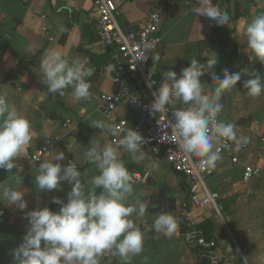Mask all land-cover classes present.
I'll return each mask as SVG.
<instances>
[{"label":"crops","instance_id":"obj_1","mask_svg":"<svg viewBox=\"0 0 264 264\" xmlns=\"http://www.w3.org/2000/svg\"><path fill=\"white\" fill-rule=\"evenodd\" d=\"M115 1L117 20L124 30L141 26L149 11H156L161 17L156 32L159 43L151 54L158 53L160 60L153 63L150 56L146 65L158 81L156 89L164 72L172 70L179 75L193 58L205 63L212 53L218 62L200 78L206 94L211 95L217 83L212 75L222 78L224 69L230 73L245 68L255 70L264 81V65L252 59L243 36L246 24L264 13V0H212L230 16L229 23L222 27L194 14L200 0ZM95 25L93 0H0V94L29 120L32 132L30 144L16 158L18 167L11 172L0 169V182L24 191L27 202L21 211L0 201V264H16L13 250L27 231L28 211L38 207L58 211L60 206L52 203V198L67 201L71 190L67 182H61L60 188L51 192L37 191L35 176L39 164L51 159L54 151L63 152L62 166L76 162L82 182L90 187L98 172L85 160L86 148L93 142L118 147L117 141L128 127L141 118L128 100L120 102L109 116L103 113L100 99L114 90L115 75L124 77L120 70L124 59L114 47L99 40ZM53 50L70 63L87 60L88 66L95 69L87 78L91 84L90 99L74 101L71 89H66L63 97L47 91L39 65L45 54ZM247 79V75H242L236 87L224 92L220 120L233 123L237 137L246 136L250 142L239 151L233 142L238 161L231 162L221 155L216 167L207 173L206 186L217 193L220 208L209 205L192 214L199 225L206 220L211 223L212 254L221 264H245V260L247 264H264V185L260 177L246 181L242 178L246 164L264 169V93L248 97L243 89ZM134 88L142 100L149 99L145 88ZM120 119L128 123L120 136L92 127L93 120L112 124ZM118 151L132 177L134 195L148 206L143 218L135 214L130 217L144 232L143 251L132 258L131 264H206L204 251L185 243L179 225L171 236L158 234L152 228L161 213L172 217L179 213L188 200L187 180L170 168L163 154L142 148L145 158L137 162L123 148L118 147ZM132 202L130 198L129 203ZM100 264L122 261L105 253Z\"/></svg>","mask_w":264,"mask_h":264},{"label":"clouds","instance_id":"obj_2","mask_svg":"<svg viewBox=\"0 0 264 264\" xmlns=\"http://www.w3.org/2000/svg\"><path fill=\"white\" fill-rule=\"evenodd\" d=\"M193 12L218 27L230 21L227 11L213 4L212 0H200V6L194 7ZM243 36L252 59L264 65V13L246 24ZM148 58L141 53L139 60ZM151 60L158 63L160 55H152ZM217 62L212 53V58L205 63L193 58L179 75L172 70L164 72L159 87L152 93L153 101L147 106L152 113H167L175 102L180 103L181 107L172 111L173 121L169 122L174 140L189 158H201L202 167L209 172L222 159L218 144L231 141L239 151L250 142L246 136L237 137L233 123L216 119L223 110L220 101L224 92L232 90L242 75H247L248 79L243 82L245 94L255 98L264 93L261 76L255 70L245 68L234 73L224 69L222 78L212 75L217 83L212 94H206L200 78L208 69L213 70ZM39 70L49 93L63 97L65 90L71 89L74 101L91 98V84L87 78L95 69L88 66L87 60L75 59L70 63L59 51L53 50L40 60ZM155 84V80L148 79L147 87L152 88ZM92 127L106 130L113 136L121 134V129L102 120H93ZM31 140L29 120L0 94V169L11 172L17 168L16 158ZM144 142L141 134L129 128L117 145L139 162L145 158L141 151ZM118 147L93 142L90 148H86L85 160L98 172L87 188L76 162L62 166L63 152L54 151L51 159L39 164L35 176L38 192L59 189L61 182H67L71 190L66 202L58 197L52 198V203L60 206L58 211L38 207L26 213L27 231L13 250L16 264H100L105 253L118 256L122 264H131L132 258L143 251L144 232L130 217L135 214L137 218H143L148 206L134 195L132 177L120 159ZM152 166L156 167L154 162ZM24 195V191L0 182V201H7V205H15L23 211L27 207ZM130 198L134 202L129 203ZM176 227L175 218L167 213H161L152 226L156 233L165 236H171Z\"/></svg>","mask_w":264,"mask_h":264},{"label":"built area","instance_id":"obj_3","mask_svg":"<svg viewBox=\"0 0 264 264\" xmlns=\"http://www.w3.org/2000/svg\"><path fill=\"white\" fill-rule=\"evenodd\" d=\"M93 11L96 14L95 26L99 40L105 46L114 47L124 59V66L120 69L124 77L115 75L112 78L114 90L102 95L100 99L103 113L109 116L120 102L128 100L130 107L136 109L141 115H145L129 127L125 119L113 121L112 125L121 131L126 127L137 131L144 138V149H148L153 154H163L170 168L187 180L188 200L182 204L179 213L173 217L182 230L181 236L185 243L204 251L206 264H221L212 254V241L207 239L203 229L192 215L195 210L209 205L219 209L217 193L210 191L206 186L205 179L208 170L202 167L201 158H189L182 153L169 127V122L173 121L172 111L181 105L175 102L169 107L167 113H152L147 107L152 103V93L158 85L157 79L151 71L146 69V65L159 43L156 32L161 17L156 11H149L141 26L124 30L117 20L118 7L115 0H93ZM141 53H145L149 58L139 60ZM148 79L156 81L152 88L147 87ZM135 86L137 89H146L149 95L147 101L142 100L134 91ZM149 117H152V124L148 123ZM216 119L220 120V114ZM217 148L220 150V155H225L231 162L238 161L237 155L233 152V142L218 144ZM255 177H260L261 185H264V169L257 164L244 165L243 180Z\"/></svg>","mask_w":264,"mask_h":264},{"label":"trees","instance_id":"obj_4","mask_svg":"<svg viewBox=\"0 0 264 264\" xmlns=\"http://www.w3.org/2000/svg\"><path fill=\"white\" fill-rule=\"evenodd\" d=\"M126 30H127V29H126ZM128 30H129V29H128ZM200 227L203 229V231H204V233H205L207 239L210 240V232H211V230H212V225H211V223H210L208 220H206V221H204L202 224H200Z\"/></svg>","mask_w":264,"mask_h":264},{"label":"water","instance_id":"obj_5","mask_svg":"<svg viewBox=\"0 0 264 264\" xmlns=\"http://www.w3.org/2000/svg\"><path fill=\"white\" fill-rule=\"evenodd\" d=\"M144 117H145V115H141V118H144ZM147 120H148L149 124H152V117H149ZM225 245H227L226 242H225Z\"/></svg>","mask_w":264,"mask_h":264},{"label":"rangeland","instance_id":"obj_6","mask_svg":"<svg viewBox=\"0 0 264 264\" xmlns=\"http://www.w3.org/2000/svg\"><path fill=\"white\" fill-rule=\"evenodd\" d=\"M116 2V1H115Z\"/></svg>","mask_w":264,"mask_h":264}]
</instances>
